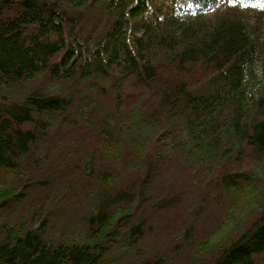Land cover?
<instances>
[{"label":"trees","instance_id":"trees-1","mask_svg":"<svg viewBox=\"0 0 264 264\" xmlns=\"http://www.w3.org/2000/svg\"><path fill=\"white\" fill-rule=\"evenodd\" d=\"M0 264H264V0H0Z\"/></svg>","mask_w":264,"mask_h":264}]
</instances>
